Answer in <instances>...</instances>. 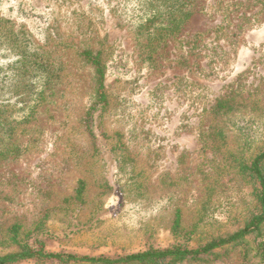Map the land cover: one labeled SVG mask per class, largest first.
<instances>
[{
	"label": "rangeland",
	"instance_id": "374dc122",
	"mask_svg": "<svg viewBox=\"0 0 264 264\" xmlns=\"http://www.w3.org/2000/svg\"><path fill=\"white\" fill-rule=\"evenodd\" d=\"M129 5L130 0H0V68L32 44L58 60L60 79L16 131L28 130L17 136L20 143L36 139L31 148L0 163V235L16 221L25 230L45 221L39 238L48 252L121 257L151 244L170 245L169 213L184 195L195 193L200 202L219 207L212 210L221 221L228 220L231 207L250 200L251 187L231 166L230 154L240 142L237 126L264 124V1L192 0L180 32L164 41L155 37L160 26L151 35L138 34V11ZM18 36L22 42H4ZM86 49L101 51L107 67L110 104L98 118L97 138L113 155L125 145L133 162L123 172L114 163L105 173L83 127L94 90L93 68L82 56ZM25 65L8 70L25 75ZM31 78L17 76L13 83L27 97ZM2 86L0 103L8 95ZM221 98L231 99L232 108L216 114ZM8 111L18 115L11 106ZM217 125L225 138L213 135ZM81 179L86 203L76 209L72 198ZM184 200L191 226L196 205L193 198ZM94 222L103 230H74ZM180 264L242 262L232 252L212 263Z\"/></svg>",
	"mask_w": 264,
	"mask_h": 264
},
{
	"label": "trees",
	"instance_id": "16d2710c",
	"mask_svg": "<svg viewBox=\"0 0 264 264\" xmlns=\"http://www.w3.org/2000/svg\"><path fill=\"white\" fill-rule=\"evenodd\" d=\"M191 2L192 0H130L129 7H132L135 13L138 11L137 18L133 17L138 20L135 22V28L140 36L151 35L153 30L160 26V31L155 37L164 41L180 32L190 16L188 7ZM154 39L153 37L152 42ZM18 41L22 42L20 36L4 40L6 43L14 44ZM31 41L32 39H29L27 43ZM27 47L26 51L7 60L0 68V83H5L6 86L2 88L8 89V95L0 103V163L4 159L18 157L31 148L36 139L31 137L28 143H20L17 136L28 130L18 133L16 131L23 123L31 121L40 102L49 94H53V85L60 81L58 60L52 58L50 52L41 47L32 44ZM82 56L90 63L94 72V90L88 101L83 127L90 137L91 146L95 151L94 156H98L102 161L105 173L108 175L111 172L114 163L123 172V169L133 162L128 151L124 149L125 145L121 144L117 154L113 155L103 149L97 138L98 118L110 104L105 84L107 67L102 52L86 49ZM21 61L27 64L23 68L25 75H15L8 70L10 66ZM17 76L32 77L29 83L32 88L30 97L21 91L22 86L16 84L18 81L13 84ZM33 76H38L39 85L34 83L36 81ZM231 104V99L221 98L217 101L214 111L216 114L229 111L232 108ZM10 106L14 111H18L17 116H12L13 113L8 111ZM237 128L241 138L238 146L230 154V164L240 178L251 187V198L242 208L240 205L235 209L231 207L227 221L215 217L213 210H218L219 207H211L205 202H200L195 193L184 195L180 197V202L174 201L169 213L173 237L170 245L159 247L151 244L143 250L121 257L48 252L45 250L44 242L39 238L46 228L45 221H40L33 230H25L21 221H16L0 235V264H15L28 260L34 261L35 264H45L50 259H56L61 264H180L184 261L212 263L215 259L228 256L232 252H238L242 264H264V124L254 121L250 125L242 123ZM215 129L213 135L226 137L227 133L223 128L217 125ZM82 150L78 148V151ZM86 190V180H79L72 198L76 201V209L82 208L86 203ZM169 198L175 197L172 195ZM189 198H193L191 202L195 203L198 214L191 226L186 221L183 205V200ZM191 205L189 203V206ZM98 224L94 222L73 226L75 232L82 234L89 230H103Z\"/></svg>",
	"mask_w": 264,
	"mask_h": 264
}]
</instances>
